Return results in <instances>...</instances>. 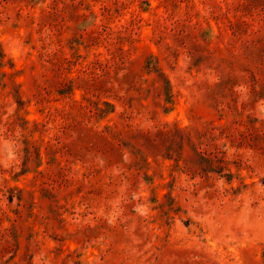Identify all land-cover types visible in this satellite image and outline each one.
<instances>
[{
  "label": "rangeland",
  "instance_id": "rangeland-1",
  "mask_svg": "<svg viewBox=\"0 0 264 264\" xmlns=\"http://www.w3.org/2000/svg\"><path fill=\"white\" fill-rule=\"evenodd\" d=\"M0 264H264V0H0Z\"/></svg>",
  "mask_w": 264,
  "mask_h": 264
}]
</instances>
